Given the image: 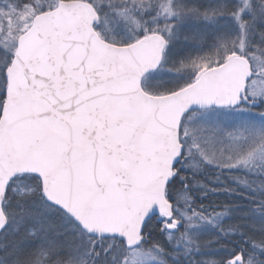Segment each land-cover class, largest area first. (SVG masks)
Listing matches in <instances>:
<instances>
[{"label":"snow or ice","instance_id":"1","mask_svg":"<svg viewBox=\"0 0 264 264\" xmlns=\"http://www.w3.org/2000/svg\"><path fill=\"white\" fill-rule=\"evenodd\" d=\"M0 264H264V0H0Z\"/></svg>","mask_w":264,"mask_h":264}]
</instances>
